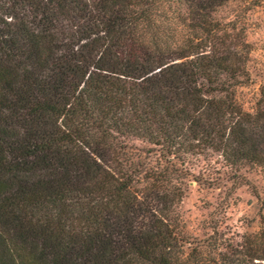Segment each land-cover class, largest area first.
<instances>
[{
  "label": "trees",
  "instance_id": "1",
  "mask_svg": "<svg viewBox=\"0 0 264 264\" xmlns=\"http://www.w3.org/2000/svg\"><path fill=\"white\" fill-rule=\"evenodd\" d=\"M226 1L181 0L179 42L176 0H0V264H264L186 252L168 177L209 151L264 165V107L236 103L244 60L215 33ZM128 137L159 149L143 188Z\"/></svg>",
  "mask_w": 264,
  "mask_h": 264
},
{
  "label": "rangeland",
  "instance_id": "2",
  "mask_svg": "<svg viewBox=\"0 0 264 264\" xmlns=\"http://www.w3.org/2000/svg\"><path fill=\"white\" fill-rule=\"evenodd\" d=\"M174 9L175 16L180 15L176 41L187 40L191 34L184 25L187 20L183 22L186 17L181 0H176ZM212 19L217 22L215 33L221 40L226 36L225 44L235 47L244 60L243 71L231 88L234 99L244 111L254 113L264 107V0H227L212 13ZM234 62L238 64L239 58ZM125 141L131 168L140 170L136 178L141 183L136 186L143 188L148 185L143 176L157 165L159 149L136 137ZM173 161L176 168H183L174 171L173 167L168 177L173 191L182 195L174 213L179 233L188 242L186 252L204 244L218 250L235 245L264 248V165L231 166L210 151L199 156L181 155ZM159 163L160 167L165 164Z\"/></svg>",
  "mask_w": 264,
  "mask_h": 264
}]
</instances>
